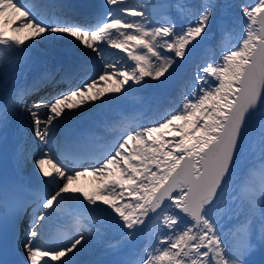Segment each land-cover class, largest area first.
<instances>
[{"label":"snow or ice","instance_id":"obj_1","mask_svg":"<svg viewBox=\"0 0 264 264\" xmlns=\"http://www.w3.org/2000/svg\"><path fill=\"white\" fill-rule=\"evenodd\" d=\"M43 9L0 0V64L16 53L0 145L26 129L43 147H16V175L0 179V264H264V0H99L76 22ZM210 34L229 43L206 50L159 119L119 127L102 148L88 133L58 138L73 110L164 83ZM88 174L94 192L73 187ZM97 254L108 258L81 259Z\"/></svg>","mask_w":264,"mask_h":264},{"label":"bare ground","instance_id":"obj_2","mask_svg":"<svg viewBox=\"0 0 264 264\" xmlns=\"http://www.w3.org/2000/svg\"><path fill=\"white\" fill-rule=\"evenodd\" d=\"M97 1H99V0H97ZM144 2H145V0H139V1H137V0H124V5L139 7V5H141ZM157 2H158V0H147V3L152 4V5L156 4ZM40 3L42 5H44L43 10L46 13H48L49 17L54 19L52 17V13H53L54 9L48 8L46 1L45 2L41 1ZM64 15H65L66 19L71 20V21H77L78 19H80V17H75V16L71 15L69 13V11L65 12ZM9 34H11V33H9ZM24 34L26 35L27 32H25ZM110 52L111 51L106 50L107 57H109ZM113 53L116 54V57L112 62H115L119 58V56L125 57V60L121 61V63H124L126 61L127 58H126L125 54L116 53L115 51ZM15 56H16V53H10V54L6 53L4 60H3V63L0 64V69H4V73L6 76H8L9 74L10 75L12 74V71L14 68ZM190 58L193 59V67L192 68L194 69L195 63L202 62L203 60L207 59L208 56H207L206 50H204V47L202 46L201 49L199 51L193 53L192 56H190ZM109 63H111V62H109ZM99 67L102 68L103 65L101 64V65H99ZM190 74L191 73L184 72L180 85H182L185 82V80L187 79V77ZM109 82L111 83V81H109ZM109 82H107V83L109 84ZM153 82H155V81L149 80L143 91L130 90L126 96H124L122 98L109 99V100H107V102L112 103V104L119 102V104L116 105V108H119L121 110V112H123V116H124L125 121H127L130 116L133 117L132 123H146V122H150V121L155 120V119H159L164 114L165 110L170 108V107L165 106L167 104L166 101H163L162 104L164 106H161L159 108H156L153 106V104L149 100V95L147 94V87L149 84H151ZM73 83H75V81H73ZM107 83H102L101 85H99V87L108 88L109 86L107 85ZM179 89H180L179 87L176 88V91L173 94V99L175 97H177ZM15 140L16 141L13 140V142L9 144L7 149H5L2 145H0V152H3L9 156V158L11 159V161H12V163L16 169L15 162H14L13 157H12V153L16 147H19V149L22 152H24V149H23L24 145L22 144V140L20 138H15ZM38 145L42 146L39 143H38ZM7 150L9 152H11V155H9L7 153ZM38 153H40V152H38ZM32 164L29 166V163H27L24 166L22 172H20L21 178L26 176L24 171L27 168H32ZM89 181H91L92 183H98V181L96 180V178L93 175L88 174L85 176L78 177L74 181L73 187L81 186V187H83V188H79V189H81V191L92 193L95 191V189L97 187H94L92 185L81 184L84 182L89 183ZM152 221H153L152 224H154L153 225L154 227L150 228V226H148L145 228V237L147 236L149 231H156L157 227L155 226V223H156L155 218ZM112 234L114 235L115 233H112ZM146 243L147 242L145 241V239H142V241L136 247L140 248V247L144 246V244H146ZM127 254H129V252H128V250H125L124 255H127ZM96 258H101V257L97 254V255H95V259ZM82 259H83V257H82Z\"/></svg>","mask_w":264,"mask_h":264},{"label":"water","instance_id":"obj_3","mask_svg":"<svg viewBox=\"0 0 264 264\" xmlns=\"http://www.w3.org/2000/svg\"><path fill=\"white\" fill-rule=\"evenodd\" d=\"M181 68H182V66H179V73L178 74H176V70L178 69V67H176L175 69H174V71L172 72V75H171V83H175L176 82V80H177V78H178V76L180 75V70H181ZM170 83V84H171ZM169 84V85H170Z\"/></svg>","mask_w":264,"mask_h":264},{"label":"rangeland","instance_id":"obj_4","mask_svg":"<svg viewBox=\"0 0 264 264\" xmlns=\"http://www.w3.org/2000/svg\"><path fill=\"white\" fill-rule=\"evenodd\" d=\"M230 1H231V0H228L229 3H230ZM236 1H238V0H236ZM236 30H237V29H236ZM237 32H238V36H239V34H240V30H237ZM207 42H209V40L206 41V42L204 43L205 46H207ZM187 71H189V70H187ZM109 87H111V85H110ZM152 97H154V96L152 95ZM154 98H155V97H154Z\"/></svg>","mask_w":264,"mask_h":264}]
</instances>
